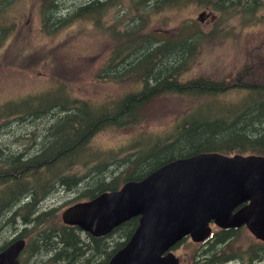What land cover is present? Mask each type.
Listing matches in <instances>:
<instances>
[{"label": "trees", "instance_id": "1", "mask_svg": "<svg viewBox=\"0 0 264 264\" xmlns=\"http://www.w3.org/2000/svg\"><path fill=\"white\" fill-rule=\"evenodd\" d=\"M60 1L47 0L40 10L41 25L45 31H52L48 32L50 36L76 20L96 23L112 5L124 2L88 0L62 16L66 5H60ZM127 3L128 9L120 18L115 16L116 11L112 25L113 30L123 27L126 38L95 72L99 77L112 76L118 80L120 73L133 71L135 66L148 69L149 74L136 75L130 82L139 85L126 93L122 102L99 108L83 99H70L61 89L67 84L53 76V86L64 96L61 101H49L53 91L36 95L30 88L25 96L20 94L0 103V132L14 131L7 135L14 141L11 147L0 145V228L5 220L12 223L17 220L27 228L11 239L0 241V250L16 238L28 239L19 255L20 264H107L137 225V217H133L105 236L92 237L75 226L64 225L58 217L59 207L51 208L50 196L56 198L66 191L70 198L65 205L91 199L118 189L125 181L139 180L166 162L199 153L264 155V85L256 84L257 99L249 111L238 115L240 120L235 122V117L231 119L222 113L225 94L242 93L250 85L248 77L253 64H249L254 61L247 58L260 43L254 37L258 35L257 29L264 32V25L253 28L264 17L256 15L264 9V0H128ZM194 6L221 16L227 12L229 18L240 15L242 26L256 31L245 46L244 65L220 80L197 72L206 35L182 30L179 36L156 39L146 33L148 20L154 19H150L151 15H161L168 8H174L179 15ZM179 20L175 19V23ZM182 25V29L189 28ZM7 30V26L0 27V47ZM140 41L145 43L133 48ZM146 45H150L148 50ZM131 54L135 57L129 61ZM22 59L25 64L30 61L29 57ZM122 81L128 83V79ZM185 97L198 101L186 106ZM153 98L157 105L150 113ZM37 121L43 125L35 129ZM149 132L159 134L146 136ZM104 134L128 140L129 144L119 150L121 155L100 149L102 145L97 141ZM246 235L249 236L244 227L214 230L202 243L190 244L184 262L224 264L240 260L257 264L264 246ZM238 238L246 244L241 246Z\"/></svg>", "mask_w": 264, "mask_h": 264}, {"label": "rangeland", "instance_id": "2", "mask_svg": "<svg viewBox=\"0 0 264 264\" xmlns=\"http://www.w3.org/2000/svg\"><path fill=\"white\" fill-rule=\"evenodd\" d=\"M40 1L43 0H14L10 10L0 11V27L7 26L8 28L0 47V60L3 58L1 61L4 63L0 62V103L8 99L12 100L11 97L17 98L20 94L25 96L30 92V88L37 93L36 95L53 91L49 101H61L64 96L60 94L58 88L53 86L51 82L53 76L67 84L62 85L61 89L63 88L68 93V98L83 99L99 108L114 106L122 102L121 98L126 93L138 87L137 82L130 84L123 82V79L119 77L118 80H115L112 76L99 77L97 74L101 62L109 61L112 49L126 38L123 27H115L113 30L112 25L116 11L118 12L115 16L118 18L124 14L125 10L127 11L128 0H124L122 4L118 3L117 6L112 5V8L105 15L103 14L104 16L102 15L96 23L89 19L76 20L52 36H50L51 33L48 35V32L52 31H45L41 25L42 14L36 6V3ZM87 2L88 0H61L60 5H66L65 9L63 8L65 11L62 16L74 10L78 5ZM175 11L174 8H168L160 13L161 15H151L150 19L154 18L153 22L148 20L146 29L149 28L145 29L147 35H150L149 38L151 35L156 39L168 36L176 37L183 32L198 31L206 35L203 36L204 42L200 58L197 62L198 65L196 64L199 70L195 69L194 72H200L212 79L225 78L244 65V59L247 56L245 46L248 41L253 40L251 35L256 31L243 27L240 15L229 18L227 12L221 16L216 12H211L210 9H200L195 6L181 11L182 13L179 15ZM201 12H205V14L199 21L197 16ZM44 14L46 12H43ZM256 15L264 16V9L258 11ZM178 17L181 22L175 23V19ZM245 18L248 19L249 16L246 14ZM182 24L188 25L189 28L182 29ZM261 25H264V17L253 28ZM260 30L261 28L257 29L258 35L254 36L259 38L260 43L254 53H248L247 58V60L251 58L254 61L249 64H253L249 71V78L254 80H264V32ZM146 41L151 42V39H146ZM144 43L145 41L136 42L133 48ZM24 57H29L28 64L23 62L22 58ZM231 93L225 94L226 97L222 102V113L231 119L238 116L243 110L251 108L252 101L257 99L256 95L252 94L231 95ZM197 101V99L185 97L186 106L193 105ZM203 102L209 101L204 100ZM42 125V121L34 123L35 129L41 128ZM14 126L17 127L18 124ZM27 127L29 128L30 125L28 124ZM12 133H14L12 129L0 132V145L11 147V143L14 141L7 135H12ZM105 134L97 141V144L102 145L100 149L110 150L112 153L121 155L119 150L122 146L125 147L129 144L128 140L122 141L119 136L116 138L112 134ZM157 134L159 133L149 132L146 136ZM12 147L15 149V145ZM69 198L70 194L66 191H62L56 198L50 196V199L53 200L50 202L51 208L59 207L58 217L60 220L61 212L66 207L77 203L65 205ZM0 229V241L11 239L20 231H27V228L17 220L14 223L5 220ZM25 240L28 242V239ZM238 240L241 246L246 244L242 238H238ZM190 244L193 242L186 238L173 249L174 255L179 258L181 264H185V254L191 248ZM240 262V260H234L229 264H240Z\"/></svg>", "mask_w": 264, "mask_h": 264}, {"label": "water", "instance_id": "3", "mask_svg": "<svg viewBox=\"0 0 264 264\" xmlns=\"http://www.w3.org/2000/svg\"><path fill=\"white\" fill-rule=\"evenodd\" d=\"M60 217L94 237L138 217L134 232L107 264H179L171 248L184 237L204 241L211 223L221 229L244 225L264 241V156L199 153L176 159L66 207ZM24 245L23 238L10 242L0 250V264H20Z\"/></svg>", "mask_w": 264, "mask_h": 264}, {"label": "bare ground", "instance_id": "4", "mask_svg": "<svg viewBox=\"0 0 264 264\" xmlns=\"http://www.w3.org/2000/svg\"><path fill=\"white\" fill-rule=\"evenodd\" d=\"M251 5V4H250ZM250 6H248L247 8H249ZM55 15V14H54ZM148 48H150V45H146V49L148 50ZM145 49V50H146ZM134 57H135V54H131V55H129V57L127 58L128 60L129 59H133L134 60ZM130 61V60H129ZM133 71H125V73H120L119 74V78L120 79H125V81L128 79V83H130V82H132L133 80H134V76L135 75H144V74H149V71H148V69H146L145 67H138V66H135L133 69H132ZM136 76V77H137ZM249 78V77H248ZM238 81H239V79H238ZM238 82H236V84H237ZM239 83H240V81H239ZM248 83H250V85H248L246 88H244V90H243V92L241 93V94H252V95H256V96H258V90H257V87H258V85H256V84H259V85H264V80H254V79H250L249 78V82ZM238 87V86H237ZM123 98V97H122ZM252 102H254V101H252ZM157 105V103H156V98H153L152 100H151V104H150V113H152L153 112V110H154V108H155V106ZM245 109V108H244ZM250 109V108H249ZM249 109H245V110H243V111H249ZM240 118V116H236L235 118H234V120L233 121H235V122H237L238 120H240L239 119ZM196 155V154H195ZM186 158V157H185ZM180 159V158H179ZM176 160V159H175ZM173 161V160H172ZM166 163H168V162H166ZM165 163V164H166ZM164 165V164H163Z\"/></svg>", "mask_w": 264, "mask_h": 264}, {"label": "flooded vegetation", "instance_id": "5", "mask_svg": "<svg viewBox=\"0 0 264 264\" xmlns=\"http://www.w3.org/2000/svg\"><path fill=\"white\" fill-rule=\"evenodd\" d=\"M14 0H0V11H6V10H10L11 9V5L13 4ZM47 5V0H43L40 1L38 3H36V6L38 7V10L40 11L42 9L43 6ZM260 244H263L264 246V242L260 241ZM260 258V260L258 261V264H262L261 262L264 260V254L259 253L258 255ZM240 264H242L240 262Z\"/></svg>", "mask_w": 264, "mask_h": 264}]
</instances>
